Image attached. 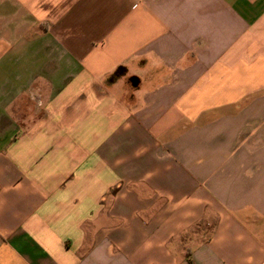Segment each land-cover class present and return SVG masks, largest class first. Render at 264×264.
Returning a JSON list of instances; mask_svg holds the SVG:
<instances>
[{
    "label": "crops",
    "instance_id": "obj_1",
    "mask_svg": "<svg viewBox=\"0 0 264 264\" xmlns=\"http://www.w3.org/2000/svg\"><path fill=\"white\" fill-rule=\"evenodd\" d=\"M0 264H264V0H0Z\"/></svg>",
    "mask_w": 264,
    "mask_h": 264
},
{
    "label": "water",
    "instance_id": "obj_2",
    "mask_svg": "<svg viewBox=\"0 0 264 264\" xmlns=\"http://www.w3.org/2000/svg\"><path fill=\"white\" fill-rule=\"evenodd\" d=\"M129 81L132 87H137L139 84V79L136 76H130Z\"/></svg>",
    "mask_w": 264,
    "mask_h": 264
}]
</instances>
